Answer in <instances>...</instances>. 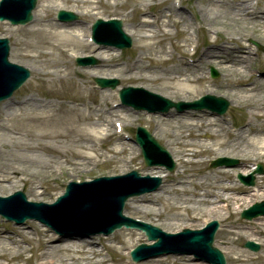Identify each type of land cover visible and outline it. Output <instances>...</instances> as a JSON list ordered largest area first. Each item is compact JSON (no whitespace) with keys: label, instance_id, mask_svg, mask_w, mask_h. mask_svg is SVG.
Returning a JSON list of instances; mask_svg holds the SVG:
<instances>
[{"label":"bare ground","instance_id":"1","mask_svg":"<svg viewBox=\"0 0 264 264\" xmlns=\"http://www.w3.org/2000/svg\"><path fill=\"white\" fill-rule=\"evenodd\" d=\"M55 1H57L56 4H54ZM104 1L110 0H41L34 11L35 21L31 28H17L12 31L4 22L1 23L0 31H9V34L17 36L20 56L34 62L33 65L39 71L37 80H33L28 89L43 95L47 100L31 96L7 101L0 108L2 142L0 145L4 149L0 150V196L13 189L19 182L27 181L29 197L42 200L41 197L49 194L48 191L37 192L40 184L38 176L34 173L27 176L28 168L34 165H49L47 160L41 159L37 154L53 155L55 163L64 158V164L67 165L84 167L91 161L97 164L100 156L94 146L99 138L104 139L109 136L110 117L115 116L123 122L121 126L123 131L129 124V117L127 118L126 115L119 114L118 111L106 110L105 104H102L106 103L110 97L106 91L100 93L102 98L99 102L101 103L96 107L86 105L85 99L92 98L96 91L89 88L86 81L80 87L77 82L71 80L73 69L68 53L71 49L89 50L91 48L85 45L81 32H72L70 24H55L49 19L53 11L66 9L61 5L62 3H75L82 7L83 10L75 12L87 18H102L97 10L102 7ZM112 1L108 9L132 4L130 12L122 15L124 17L132 14L139 16L138 26L133 28L135 31L129 32L131 37L136 38L135 47L139 51V56L130 69H138L149 75L140 74L138 80L147 83L159 82L165 91L174 93L176 90L186 97L195 96L198 93L221 94L214 89L217 88L224 92L225 97L236 107L245 108L247 112L246 124L236 129L234 133L230 131L228 119L213 118L207 113L197 115L195 112H187L162 118L159 122L168 124L169 127V124L177 123V126L173 127L177 129L168 134L172 145L169 152L172 157H177L178 169L173 177L167 176V178H175L171 181L173 185H169L151 198L142 197L140 203L147 207L162 204L163 210L156 209V212L160 217H165L167 222L176 221L173 225L169 224L174 226L177 222L185 220L186 213L189 218H186L187 221L201 219V215L196 212L198 211L196 206L201 204L208 205L209 215L220 217L223 216L224 211L237 214L250 206L253 202V200L249 201L250 196L258 201L264 200V193L260 190L244 186V190H240L236 183L231 182L229 178H235V172L230 169L221 168L205 174L200 171L197 175H190L191 167L194 166L200 170L204 162L202 159L211 155L230 157L231 154H237L241 161V174L244 176L254 172L251 168L253 163H264V87L248 79L250 67L255 61L251 58V54L257 51H253L254 49H251L247 43L253 36L247 32L246 27L240 25V23H246L256 26L263 32L264 37V9L262 8L264 0H198L202 26H196L191 19L184 16L181 10H178L183 7L180 0L179 2ZM156 6L160 8V12L154 20H150V9ZM176 16L180 17L181 21H175ZM129 24L130 27L133 26L131 21ZM178 25L187 28L185 31L190 32L189 34L193 37L203 28L208 35H214L220 39V41L216 39L209 42L201 55L202 62L221 67L223 75L218 82L210 81L204 74L189 76L182 73L177 66L169 65L173 59V51L166 50V41L170 42L174 50L182 49L188 40L190 41L182 37L184 44L178 46L172 43L173 33L170 28L176 29ZM93 51L96 53L95 57L100 66L92 69L93 71L75 72L77 75L83 79L86 75L99 77L107 74L108 77H112L115 72L119 74L115 78L124 77L120 68L115 67L114 70L107 68L115 61L111 49L103 50V47H100ZM256 60L260 59L256 58ZM45 81L49 87L47 90L42 87ZM6 83L9 86L13 85L9 81ZM37 87H40L41 92L37 91ZM55 99L62 101L56 105ZM68 100L71 101V105L66 102ZM100 126L106 128L100 129ZM203 134L207 135L210 143L201 140ZM119 146L122 147L121 152H124V146L120 144ZM118 156H120L118 153L115 154L111 160L116 159L119 162ZM120 161L123 160L120 159ZM17 164L24 165L27 169H20ZM57 166H59L58 169H62L60 165ZM14 174L17 176L14 177ZM260 178L259 188L262 190L264 176ZM240 191H243V197H239L240 193L225 194ZM130 209L139 210L135 206H130ZM206 214L204 213V216ZM184 224L176 228L179 229ZM247 230L246 226L231 223L226 232L229 235H237L239 238L251 239L254 235ZM32 231L35 230L30 225L15 228L14 234L0 231V264H21L22 256L29 252V249L23 245L33 241ZM258 234L264 237V224H261ZM13 235L15 237H12ZM134 235L135 233L125 234L120 231L112 236L122 239L130 237L127 242L131 245L139 239L131 241ZM45 237L43 249L36 247V259L40 262L39 264H70L74 258L85 260L86 257H93L96 252H99L96 249V243L90 239L65 240L62 237H47V235ZM78 255L80 257H75ZM230 255L232 264H242L246 259L250 262V257H247L243 250L231 249ZM156 260L145 264H193L191 258L179 261L166 257ZM105 261L99 260L97 264H105ZM256 262L264 264V258L256 257ZM117 264H127V262L119 260Z\"/></svg>","mask_w":264,"mask_h":264},{"label":"rangeland","instance_id":"2","mask_svg":"<svg viewBox=\"0 0 264 264\" xmlns=\"http://www.w3.org/2000/svg\"><path fill=\"white\" fill-rule=\"evenodd\" d=\"M41 1V0H40ZM172 1V0H169ZM113 1L110 0L108 2L104 1L102 3V7L99 8V10H97V12L99 13V15H101L102 17L105 18H117L123 21L124 23V27L126 30V33L129 34V32H133L135 31L133 28H136L138 26V19L139 16L137 14H132L129 17H124L122 14H126L130 12V9H132L130 6L132 4H128V6L122 7L121 5H119L117 8L115 9H108L109 7H111V5L109 3H112ZM39 1L37 4V8L39 5ZM57 1L54 2V4H56ZM62 3V2H61ZM182 4H183V10L182 13H184V16L191 19L192 22L197 26H202V22H201V18L202 15L199 13V2L198 0H182ZM62 6H65L66 9H70L72 11H76V10H83L82 7H79L78 5H76L75 3H68V4H61ZM169 5V3H168ZM264 9V7H262ZM151 13L149 18H152L156 15V13H159L160 10L159 8L153 7L150 9ZM57 10L53 11L52 14L50 15L49 19L53 21V23L57 24V22H55V17L57 15ZM168 13V11H167ZM77 14V13H76ZM131 14V13H130ZM169 14V13H168ZM79 16V20L75 23L77 24H72V32H81L84 35V25L86 23H94L96 20V17H92V18H87L84 15L81 14H77ZM175 21H181L180 17H174ZM132 22V27H130L129 22ZM1 24V22H0ZM83 24V26L80 27V25ZM7 28H10V30L12 29V31L16 30L17 27L12 26L11 24H6ZM241 26L246 27V30L249 34H251L253 37L252 39H248V44L251 46V49H257L258 50V54H259V59L260 60H256V58H258V56L256 57L255 54H251V58L254 59L255 61L252 63L251 65V74L248 77V79H250L251 82H255L257 85H261L262 87H264V53L258 49L257 45H262L264 46V37L262 35L263 32L259 31L258 28L256 26H253L251 24H246V23H240ZM33 25L23 28V29H29L31 28ZM21 27V26H19ZM185 27H183L182 25H178L177 28H170V30L173 33L172 36V43L175 45L180 46L179 44H184L182 41V37L189 39V34L187 31H185ZM9 31L6 32H2L0 31V37L1 38H8V40L10 41V46H11V54H10V60L18 65L21 66H25V67H29L31 70V77L30 79L18 90L14 93V95L9 99L6 100L2 103H0V108L7 103V101H12L14 99H24V98H29L31 96H34L35 98L41 99V100H47L44 98V96L33 92L31 90L28 89V86L30 84H32L33 80H37V77L39 75V71L36 69V67L33 65L35 64L34 62L30 61V59L28 58H22L20 56V52H19V48L17 47V41L16 38L17 36L15 34H9ZM197 34L200 37V45L198 48V54L197 56H195L193 58L194 61H198L200 62V68L195 69V68H187L186 64L190 63V61L186 58V56H189V54L187 53V45L188 43H190V41L188 40V42L186 43L185 46H183L182 49H172L171 48V44H169V41H166V45L165 48L167 51H173V59L172 61L169 63V65H175L178 68L181 69L182 73H185L189 76L193 75V76H198L201 74H204L210 81H219L223 75V72L221 70V67L218 65H207L206 63L201 61V55L205 49V47L207 46V44L209 42L215 41L216 39H218L220 41V39L214 35H208L206 33V31L201 28L200 30L197 31ZM85 36V35H84ZM133 38V37H132ZM85 41V39H84ZM218 41V42H219ZM136 38H133V46L131 49L129 50H123L122 52L116 50L115 48H111V54L115 57V61L112 63V66H110L109 69H116V68H120L121 69V73H123L124 77L123 78H118L120 83H121V87H127V86H132V87H143L145 89H147L150 92H154L156 94H160L163 95L164 97L170 99L173 102H179V101H193L195 99H198L204 95H206L207 93H198L197 95L193 96H188L186 97L185 95H182V93H178V91H165L162 86L161 83L159 82H144L142 80H138V77L140 76V74H148L144 71H139L138 69L129 72V70H131V65L133 63L136 62V59L139 56V51H137L136 49ZM90 48V47H89ZM104 50H109L108 48H105ZM242 51V50H241ZM123 53V54H122ZM74 54H78V56H94L95 58V53L89 50H85V49H81V50H75V49H71L68 53V58L69 60L72 62V69H73V74L71 77V80L75 81L78 83V85H80V87H82V85H84L85 81L88 83L87 85L89 86V88L93 89L94 91H96L95 94L92 95V98H86L85 99V103L86 105H89L90 107H96L97 104L101 103L99 102L102 98V95H100L101 91L100 89H98L93 81L94 76L92 75H86V77L83 79L81 78L79 75H77L75 72L77 73H82V72H87V71H93L92 69L99 67L98 65H95L94 67H89V68H82V67H78L76 64V61L73 58ZM122 54V55H121ZM166 58V57H164ZM168 59V57L166 58ZM116 67V68H115ZM214 68L216 69V71L218 72L219 76L218 78H213L211 76V69ZM188 71V72H184V71ZM257 74V75H256ZM114 76H119L118 73L113 72ZM104 76H108L107 74H102L101 77ZM260 76V77H258ZM44 85H42L44 90H47L48 84L47 82H43ZM120 87V88H121ZM38 92H41L40 87L36 88ZM216 89L218 92H220L221 94H216L215 96H221L223 98H225L227 101H229L230 103V107L228 112L222 116L227 118L230 121V125L235 126L237 128L242 127L243 125L246 124L247 122V112L245 108H239L236 107L234 105L233 102H231L228 98L225 97L224 92H222L221 90ZM119 90V89H118ZM99 93V94H97ZM106 94H108L109 96H111V99H107L106 103H102L105 104V106L108 107V105L110 106L111 100H119V97L117 94H114L113 92H111L110 90H107ZM62 100H58L55 99V104L58 105L61 103ZM68 104L71 105V101H66ZM187 112H195V114L197 115H201L202 113H207V114H212L209 111H201V112H196V111H187ZM185 112V113H187ZM123 113L124 115H128L130 116V122L127 125L126 129L127 131L130 133L131 136V140L134 139V134H135V129L138 126H144L146 127L151 134L156 138V140L162 145L164 146L167 150L171 149L172 145L169 141V138H171L169 136V132L172 130H176L177 128H173L175 125L177 126V123L173 122L170 125V127L168 126V124H161L159 121L162 118H167L168 116L172 115H179L176 110L172 109L168 114L166 115H152V114H148L146 112H141V113H134L132 111V109H125V108H120L119 109V114ZM213 118H216L215 116H212ZM112 119H116V117H111L110 120ZM153 120V122H152ZM172 120V119H171ZM106 127L104 126H100V129H105ZM99 129V131H100ZM112 126L111 123L109 122V132L112 131ZM131 140H123L121 138L118 137H112V138H106L105 140L100 139L99 141L102 144V149H98L94 146L95 150L99 153V163L100 165L98 166L97 169H93L92 165L89 163L86 166H76V165H67L64 164L65 159L62 158L60 159L59 162L55 163V158L53 157V155H46L44 153H39L37 154L38 156H40L41 159H45L49 162L48 166H44V165H40V166H32L31 168H25L26 166L21 165V164H17V167H19L20 169H27L28 175L31 174H36L38 176V180H39V186H38V190L37 192L43 193L44 191H48L47 193L50 194H46L45 196H42L41 201L47 202V203H51L54 201V199L56 198V196L60 195L63 193L65 186L71 182V181H88L92 178L95 177H102V176H112V175H121V174H125L129 171V169L131 170H137L141 175L145 176V175H150L151 177H160L163 180V185L162 186H166L168 187L169 185H173V180H175V178H166L165 176H167L168 174L171 175V177L174 176L176 170L178 169V161H177V157H173V160L176 163V168L174 170V172L169 173L168 171H166L165 168L162 167H153V168H147L144 163H143V159L142 156L137 157L136 160H134L133 163L129 162V159H131L134 155L135 150H137L138 148L136 147V145L131 141ZM201 140L205 141L206 143H210V139L207 137V135L203 134ZM0 144L2 145L1 139H0ZM123 145L124 146V152H121L122 147L119 146ZM0 145V150L3 151L4 149H2ZM116 153L120 154L119 157V162L114 160L109 161V159H111ZM219 158V156H215V155H211L208 157L203 158L202 160L203 165L201 166V169H197L196 167H191L190 168V175H197L198 173H210V172H214L215 170H218L220 168L217 169H212L210 166L211 162L215 159ZM228 158H232V159H236L238 160V165H236L235 167L229 168L230 170L234 171V172H239V174H241V168H240V163L241 161L239 160L240 157H237V154H231L230 157ZM123 160V161H120ZM200 160V159H197ZM196 161V160H195ZM129 162V163H128ZM263 165L264 167V163L263 162H255L251 165V168H256L257 165ZM57 165H60L63 170H64V174L60 175V177L55 178L56 173L55 170L56 168H58ZM28 167V166H27ZM238 174V175H239ZM238 175H236L235 178H229V180L233 183H236L239 187L240 190H244L243 187H241L240 185H242L239 181ZM17 174H14V177H16ZM261 176L263 175H256V184L254 188L257 191H261L262 193H264V189H260L259 185L261 183ZM19 179V178H18ZM24 179V178H23ZM217 179V178H216ZM211 183V182H210ZM240 183V184H239ZM165 187V188H166ZM162 189V188H161ZM159 190L157 193L158 194L160 192H162V190ZM190 189H192V187H190ZM28 190H29V182L27 181H22L19 182L13 189H11L10 191H7L3 196H8L11 195L17 191H22L26 194V196L28 195ZM240 193V194H239ZM228 195H237L239 194V197H243V191L240 192H230V193H225ZM154 194H148L143 196L144 198H151ZM245 196V195H244ZM28 199L29 196H27ZM33 199V198H32ZM209 199V198H208ZM31 200V199H30ZM35 200H39V199H33V201ZM250 200H255L253 199L252 196H250L249 201ZM141 199L140 198H133L130 201L127 202L126 206H125V213L129 216H132L134 218L140 219V220H144L146 222L151 223L152 225L163 229L164 231L167 232H177L179 231L178 226L184 224V227H188V229H192V230H197L200 229L204 226V222L209 221V220H217L220 224L219 230L216 233V237H215V245L216 247H218L220 250H222V252L225 255L226 258V262L227 264H232L231 263V255H230V250L231 249H238V250H243L246 253L247 257H250V262L247 261V259L245 261H243L242 264H261L256 262V257H263L264 258V237L263 236H259V234H257V231L259 230V228L261 227V224H264V218H259L253 221H247V220H242L240 218V214L241 212L237 213V214H230L229 212H224L223 216H214L212 217V215H209V207L206 204H201L196 206V208L198 209L197 214L201 215V219H199L198 221H187L186 218L188 217V213L185 214L186 218L185 220L181 221V222H177L176 225L174 226H170L173 225V223H176V221L173 222H167L165 221V217H160L159 214L156 212L157 210H161L163 209L162 204L158 205V206H153V207H147L144 206L143 204L140 203ZM255 203V201H254ZM252 202V205L254 204ZM130 206H135L137 208H139V210H131ZM249 207V206H248ZM247 208V207H246ZM204 213H207L204 216ZM189 219V218H187ZM1 223L3 225L7 223V221L3 218H1ZM238 224L239 226H246L247 227V231H250V233H252L254 236H252L253 241L258 242V243H262L261 246V250L258 253H254L252 251H250L249 249H246L244 247V244L247 240L249 239H245V238H239L237 235H229L227 234L226 230L228 229V225L229 224ZM170 224V225H169ZM1 225V224H0ZM1 225V226H2ZM31 226L35 231H32V242H28L27 244L23 245V247H26L27 249H31V252L26 253L25 255L22 256V260L21 264L23 263H28V264H34V260L37 257L36 255V247L38 246V248L40 249V247L43 249V244H45L46 242V237L44 238V236L47 235L48 236H54L56 235L55 232H50L49 231H45L47 230L45 227H43L40 223L36 222V221H26L23 225L17 226L16 224L12 225H7L5 227H1L0 226V230L4 231V232H8L9 234H14V229L18 228V227H27V226ZM173 227V228H172ZM249 227V228H248ZM121 231H123V233L125 234H129V233H135L134 237L131 238V241L136 240V238H139L136 240V242L134 241V243H132L131 245H128V242L130 237L128 238H119V237H115V236H110V237H101V236H97L93 238V241L96 243V249H98L99 251H102V253L105 251L109 252L112 256H113V263L117 264L119 263V260L125 261V262H129L130 264H133L131 262V258L130 256H128V251L129 249H133L136 246H138L141 243H145L147 242L146 237L143 236L140 232H138L137 230H127V229H122ZM120 232V231H119ZM118 232V233H119ZM116 233V232H115ZM12 237H15V235H13ZM114 247V249L112 248ZM41 249V250H42ZM121 249V250H120ZM39 250V251H41ZM102 253H97L95 255H93V257H89L85 260L83 259H78V258H74V260H72V262H70V264H97V261L99 260H106V257L102 254ZM33 256L31 258V262H28V259L30 258V256ZM75 257H80V255L75 256ZM168 257H172L173 259H178L179 261L181 259H185V258H190L189 256H175V255H170ZM165 258V257H164ZM160 259V258H159ZM163 259V258H162ZM154 262L157 261L156 259H153ZM151 261V260H149ZM149 261L140 263V264H145L148 263ZM105 264H112L111 262H109L108 260L105 261ZM36 263L39 264L40 262L38 260H36ZM193 264H206L204 262H196L192 260Z\"/></svg>","mask_w":264,"mask_h":264},{"label":"water","instance_id":"3","mask_svg":"<svg viewBox=\"0 0 264 264\" xmlns=\"http://www.w3.org/2000/svg\"><path fill=\"white\" fill-rule=\"evenodd\" d=\"M31 7H32V6H31ZM31 7H30V6L27 7V9L25 10V15L22 17L21 20H15V19H12L13 22H26V21L28 20V18H29ZM3 48L7 51V47H6V45H3ZM27 76H28V73H26V75H24L22 79H26ZM208 99H210V98H208ZM215 100H217V103L219 104V109H218V111H219L220 113H223V112L225 111L224 109H226L227 106H228L227 102L224 101V100H222V99H215ZM200 103H201V102H199V103H197V104H200ZM220 105H223V106H222V109L220 108ZM149 140H151V139L149 138ZM161 152H162V151H161ZM148 163H149V162H148ZM149 164H150V163H149ZM262 205H263V208H261V209H259V210H256V211H262V212H264V203H263ZM253 211H254V210H252V212H253ZM212 237H213V230H212V231L210 232V234H209V240L207 239V244H206V246H207V248H209V249H208V252H209L210 254H212V255H215V257L217 256V258H218V255L215 254V253H213V251H212L211 248H210ZM219 257L222 258V256H221L220 254H219Z\"/></svg>","mask_w":264,"mask_h":264}]
</instances>
